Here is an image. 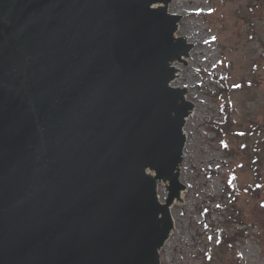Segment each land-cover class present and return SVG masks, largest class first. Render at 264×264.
<instances>
[{
    "label": "water",
    "instance_id": "1",
    "mask_svg": "<svg viewBox=\"0 0 264 264\" xmlns=\"http://www.w3.org/2000/svg\"><path fill=\"white\" fill-rule=\"evenodd\" d=\"M166 1L0 0V264L156 263L168 206L146 170L174 168L168 109L190 107Z\"/></svg>",
    "mask_w": 264,
    "mask_h": 264
},
{
    "label": "rangeland",
    "instance_id": "2",
    "mask_svg": "<svg viewBox=\"0 0 264 264\" xmlns=\"http://www.w3.org/2000/svg\"><path fill=\"white\" fill-rule=\"evenodd\" d=\"M165 10L179 17L174 33H186L191 44L189 61H172L184 75L173 87L191 85L188 99L196 113L183 125L179 149L176 189L183 188L184 195L169 207L174 222L154 264H264L263 193L256 198L249 191L255 180L249 144L255 139L263 145L257 164L264 180V0H167ZM213 75L237 85L229 93L228 129L235 134L216 131L225 119ZM230 173L239 190L236 209L244 211L241 226L231 222L226 208L235 197L226 180ZM154 176L157 197L165 203L170 183ZM220 229L243 235L217 246Z\"/></svg>",
    "mask_w": 264,
    "mask_h": 264
},
{
    "label": "trees",
    "instance_id": "3",
    "mask_svg": "<svg viewBox=\"0 0 264 264\" xmlns=\"http://www.w3.org/2000/svg\"><path fill=\"white\" fill-rule=\"evenodd\" d=\"M218 97L220 101V107L225 115V122L223 123H216V131L217 133H231L233 132L231 129H228L229 125L232 123V101L229 98L230 90L232 89V85H228L226 81L219 80L218 78ZM235 132V131H234ZM233 132V133H234ZM262 147V142L260 140H253L250 143L249 148V162L250 166L253 169V172L255 174V181L250 187V195H253L256 198L261 197V192L263 193L262 198L259 200V204L264 210V180L261 178V173L259 171L258 162L260 161V149ZM232 186H231V192L234 194L233 200L230 202V204L226 207L228 208V214L230 215V218L232 219L231 222L237 226L243 225L242 218L244 216L243 210L236 209L235 201L238 199L239 190H237V184H235V180L230 181L227 180ZM263 185V188H262ZM228 186L225 187V190L227 191ZM229 190V189H228ZM220 208H224V206H220ZM234 234H237L236 236ZM243 235L241 233H234L232 232L230 235L229 233L224 232L223 230H220L218 233L217 240L215 241L218 243L217 246H229L234 242V240H237V237Z\"/></svg>",
    "mask_w": 264,
    "mask_h": 264
},
{
    "label": "bare ground",
    "instance_id": "4",
    "mask_svg": "<svg viewBox=\"0 0 264 264\" xmlns=\"http://www.w3.org/2000/svg\"><path fill=\"white\" fill-rule=\"evenodd\" d=\"M156 7H159V8H164L165 7V3H154L152 4V8H156ZM172 15H174L173 13H170ZM176 29L178 27V24H176ZM181 33V34H180ZM179 34V35H177ZM178 36V37H176ZM173 39H174V42H176L177 46L176 48L178 49V51L180 50V54H178L177 56H175L174 58L175 59H179L181 62L182 61H189V58H192L191 56H193V53H192V49H190L191 47V44L188 43V35L184 32H177L176 33H173ZM176 40V41H175ZM190 49V51H189ZM192 53V54H191ZM173 58V59H174ZM170 66L172 67V75H170V77L172 78L171 81H170V85L174 86V81L176 82L177 80L181 81V79L183 78V74L181 73L183 71V69L177 67L176 65H174V63L172 62L170 64ZM169 82V80H168ZM186 85L185 86H181V87H175V89L178 91V94L174 97V104L176 103L177 105H180V104H184V105H187V101L191 104V106L189 107L187 105L186 107V110L184 108H181L180 110L177 109V107H175V109L173 108H169L168 109V113L175 115V112L174 111H179L177 112V117H180L183 124H185V122H187V120L192 117L193 115H195L196 113V106L194 105V103L190 102L189 101V93H188V88H190V84L189 83H185ZM171 87V86H170ZM172 89V88H171ZM189 98V99H188ZM179 125V123H178ZM182 133L184 135V137H186V128L183 127L182 129ZM180 157L175 159L173 164H174V168L171 170V171H165L163 172L160 176H159V179L160 180H171L172 179V176L173 175H177V182L179 180V177H178V164L180 163ZM155 173H158V169H153L151 170V174L154 175ZM183 188L179 189L178 191H174L172 192L171 194L168 195L167 197V208L164 212V216H165V221H164V224H165V227L167 226V230H166V233H165V238H167V236L169 235L170 233V229H171V223L173 224L174 222V217L172 214H170L169 212V207L170 205L176 201V200H180L183 198ZM162 204V203H161ZM164 241V240H163ZM144 264H149L148 262H145Z\"/></svg>",
    "mask_w": 264,
    "mask_h": 264
}]
</instances>
